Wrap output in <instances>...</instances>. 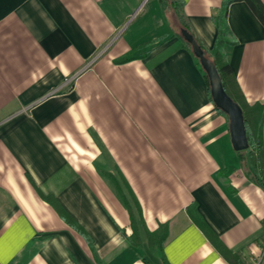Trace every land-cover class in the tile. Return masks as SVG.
<instances>
[{
    "label": "crops",
    "instance_id": "obj_1",
    "mask_svg": "<svg viewBox=\"0 0 264 264\" xmlns=\"http://www.w3.org/2000/svg\"><path fill=\"white\" fill-rule=\"evenodd\" d=\"M182 1L210 51L223 0ZM226 21L236 85L264 104V24L244 1ZM195 58L161 0H0V264H228L192 208L240 264H264V191ZM164 229L159 251L146 232Z\"/></svg>",
    "mask_w": 264,
    "mask_h": 264
},
{
    "label": "trees",
    "instance_id": "obj_2",
    "mask_svg": "<svg viewBox=\"0 0 264 264\" xmlns=\"http://www.w3.org/2000/svg\"><path fill=\"white\" fill-rule=\"evenodd\" d=\"M237 1H244L260 22L264 24V5L260 0H223L219 10L215 11L211 17L217 30V36L213 48L210 51H206L197 42L185 20L183 1L161 0V2H163V10L168 18L173 34L182 40L188 51L191 53V46L183 39L181 34L182 30H185L193 37L203 51L204 56L215 66L226 95L240 107L245 125L248 149L237 152L238 160L247 179L258 185L264 191V104L249 105L243 99L241 92L236 85L235 78L231 72V68L227 62V55L225 53L227 48L233 47L236 44V40L227 25L226 15L229 4ZM129 60H131L130 56L121 59L120 62H127ZM195 60L198 62L197 58H195ZM204 78L210 96L209 82L205 73ZM47 200L57 211L63 222H65L75 233L83 237L85 241L90 243L91 239L86 232L54 200ZM188 213L194 224L228 264H240V258L237 255L232 254L222 244L219 238L202 220L195 208L188 209ZM146 235L149 244L153 248H157L161 251L166 237L165 229L160 236L148 232H146ZM136 237V234H133L129 239L135 246L137 245ZM162 262L163 264H167L164 258H162Z\"/></svg>",
    "mask_w": 264,
    "mask_h": 264
},
{
    "label": "water",
    "instance_id": "obj_3",
    "mask_svg": "<svg viewBox=\"0 0 264 264\" xmlns=\"http://www.w3.org/2000/svg\"><path fill=\"white\" fill-rule=\"evenodd\" d=\"M181 34L183 39L191 46L193 55L198 59L208 78L210 96L214 106L228 117L233 149L236 152L247 150L248 142L240 107L226 95L215 66L204 56L203 51L193 37L185 30H182Z\"/></svg>",
    "mask_w": 264,
    "mask_h": 264
}]
</instances>
